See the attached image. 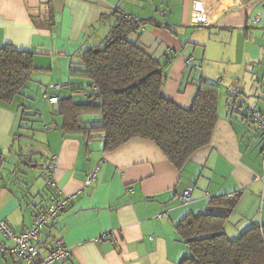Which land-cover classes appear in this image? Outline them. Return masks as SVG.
<instances>
[{
    "label": "crops",
    "instance_id": "1",
    "mask_svg": "<svg viewBox=\"0 0 264 264\" xmlns=\"http://www.w3.org/2000/svg\"><path fill=\"white\" fill-rule=\"evenodd\" d=\"M263 6L264 0H0V47L31 54L36 69V83L25 91L34 102L0 103V220L16 233L31 226L49 195L36 176L54 157L56 186L76 194L39 237L42 254L57 238L70 250L68 258L50 264H179L188 254L177 233L179 222L206 212L211 198L229 193L239 199L224 225L227 238L262 224L263 215L257 219L254 212L264 199L256 179L264 140L245 109L264 101V23H253ZM116 10L159 24H146L139 42L160 61L170 53L164 99L187 110L201 81H221L210 142L180 169L148 140L130 139L105 151L99 137L64 135L61 118L42 99L49 88L52 96L83 100L64 87L77 81L85 86L69 76V68L81 50L104 40ZM189 57L199 71L186 65ZM47 82L61 88L51 89ZM230 85L241 92L234 104L226 94ZM256 110L264 113V107ZM92 119L97 118L84 116ZM95 166V181L84 185ZM186 188L191 199L182 205L178 197ZM0 264L24 263L0 254Z\"/></svg>",
    "mask_w": 264,
    "mask_h": 264
},
{
    "label": "trees",
    "instance_id": "2",
    "mask_svg": "<svg viewBox=\"0 0 264 264\" xmlns=\"http://www.w3.org/2000/svg\"><path fill=\"white\" fill-rule=\"evenodd\" d=\"M114 16L104 40L81 50L69 68V76L83 80L85 86L77 81L64 87L84 100L74 102L70 97L52 96L49 88L42 99L49 104L44 95L58 98L56 110L49 105L51 113L61 118L64 135L99 137L105 151L130 139L148 140L180 169L210 142L218 117L217 80L201 81L200 90L187 110L164 99L161 90L170 53H163L166 59L160 61L139 42L146 24H159L117 10ZM133 35L135 40L130 41L129 36ZM32 58L31 54L17 52L10 46L0 47V103L11 104L19 98L35 101V97L25 95L28 84L36 83ZM53 86L51 89L61 88ZM90 114L97 119L84 120ZM43 175L45 178L46 173ZM238 199L237 193L213 197L206 212L188 215L179 222L177 233L188 249L179 264H264V232L259 225L247 228L234 240L224 233V225ZM261 227L264 230V225Z\"/></svg>",
    "mask_w": 264,
    "mask_h": 264
},
{
    "label": "built area",
    "instance_id": "3",
    "mask_svg": "<svg viewBox=\"0 0 264 264\" xmlns=\"http://www.w3.org/2000/svg\"><path fill=\"white\" fill-rule=\"evenodd\" d=\"M163 15L164 14L162 13V16ZM260 21H263L264 23V6L259 16L254 19L253 23ZM186 65H192L195 70H200L199 65L193 63L192 57L187 59ZM251 65L254 67L257 64L253 63ZM217 84L220 85L221 81L217 80ZM226 94L228 95V98L235 101L239 100L241 97L240 89L232 85L226 87ZM44 98L48 100L53 110L57 109V97L47 98V96L44 95ZM245 110L248 120L254 125L264 140V113L256 109L249 108L248 106ZM55 165V159L54 157H51L47 168L45 169V185L48 188L49 193L48 200L43 207L34 212L31 226L29 228H25L19 233H16L6 221L0 220V236L2 238L0 243V254L12 255L24 264H50L56 261L64 260L70 256V250L64 245L61 238H57L51 243V247L48 249L46 254L41 253L42 249L38 244L39 237L44 229L51 226L55 219L62 212L68 209L71 199L76 194H63L56 186L52 176ZM261 167V172L257 175L256 179L264 186V161ZM98 170L99 166H95L88 173L84 185L88 186L95 181ZM191 192L192 190L190 188L184 189L178 197L179 203L182 205L188 204L191 199ZM162 215L163 214L157 215V218L160 219ZM259 226L261 231L264 232L261 227V223ZM262 240L264 245V233L262 234Z\"/></svg>",
    "mask_w": 264,
    "mask_h": 264
},
{
    "label": "rangeland",
    "instance_id": "4",
    "mask_svg": "<svg viewBox=\"0 0 264 264\" xmlns=\"http://www.w3.org/2000/svg\"><path fill=\"white\" fill-rule=\"evenodd\" d=\"M75 61V60H74ZM43 78H45V80H48V77L47 76H44ZM48 83V82H47ZM48 84H52V85H54V84H56V83H48ZM80 96V95H79ZM79 99H83L84 100V97L83 96H80L79 97ZM255 106H256V109H263V107H264V101H259V99H258V102L255 104ZM249 108H251V107H249ZM39 145H40V147H41V149H42V151H41V157H40V159H45V156H46V153L44 152V148H43V146H42V143H39ZM262 168V167H261ZM261 168H260V172H261ZM39 172V171H38ZM43 172L45 173V170L43 169L42 171H41V173H42V176L41 177H39L38 175L36 176L37 177V179H36V181H40L41 183H42V186L44 185V183H45V178H44V175H43ZM259 172V173H260ZM263 203H264V199L263 198H261V200L259 201V203H258V205H257V210L254 212V215H255V217L257 218V219H260V217H262V215H263V225H264V208H263ZM248 214V216H251L252 215V212H249V213H247ZM246 230V229H245ZM244 230V231H245ZM244 231H242V232H244ZM241 232V233H242ZM240 233V234H241ZM239 236V235H238ZM237 236V237H238ZM237 237H235V238H233V239H231V240H234V239H236Z\"/></svg>",
    "mask_w": 264,
    "mask_h": 264
},
{
    "label": "water",
    "instance_id": "5",
    "mask_svg": "<svg viewBox=\"0 0 264 264\" xmlns=\"http://www.w3.org/2000/svg\"><path fill=\"white\" fill-rule=\"evenodd\" d=\"M235 100H233V102H234Z\"/></svg>",
    "mask_w": 264,
    "mask_h": 264
}]
</instances>
